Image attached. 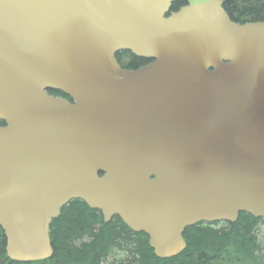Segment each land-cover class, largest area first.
Instances as JSON below:
<instances>
[{
  "label": "water",
  "instance_id": "obj_1",
  "mask_svg": "<svg viewBox=\"0 0 264 264\" xmlns=\"http://www.w3.org/2000/svg\"><path fill=\"white\" fill-rule=\"evenodd\" d=\"M175 1L0 0L10 261L50 258L49 226L73 200L144 233L159 259L198 223L264 218V21ZM120 51L151 62L123 69Z\"/></svg>",
  "mask_w": 264,
  "mask_h": 264
},
{
  "label": "trees",
  "instance_id": "obj_2",
  "mask_svg": "<svg viewBox=\"0 0 264 264\" xmlns=\"http://www.w3.org/2000/svg\"><path fill=\"white\" fill-rule=\"evenodd\" d=\"M184 5L186 0H176L170 11L176 12ZM223 8L236 23L264 21V0H223ZM115 57L120 67L128 70L150 62L128 51L118 52ZM263 224V218L246 213H239L234 223H198L184 230L186 248L179 255L159 259L144 233L132 232L118 217L105 223L99 211L74 200L49 226V259L10 261L0 230V264H264V239L258 234Z\"/></svg>",
  "mask_w": 264,
  "mask_h": 264
},
{
  "label": "flooded vegetation",
  "instance_id": "obj_3",
  "mask_svg": "<svg viewBox=\"0 0 264 264\" xmlns=\"http://www.w3.org/2000/svg\"><path fill=\"white\" fill-rule=\"evenodd\" d=\"M46 94L50 97H54V98H63V99H66V100H70L68 96L58 92V91H46Z\"/></svg>",
  "mask_w": 264,
  "mask_h": 264
},
{
  "label": "rangeland",
  "instance_id": "obj_4",
  "mask_svg": "<svg viewBox=\"0 0 264 264\" xmlns=\"http://www.w3.org/2000/svg\"><path fill=\"white\" fill-rule=\"evenodd\" d=\"M258 234L260 237H262L261 239H264V224L260 227Z\"/></svg>",
  "mask_w": 264,
  "mask_h": 264
}]
</instances>
